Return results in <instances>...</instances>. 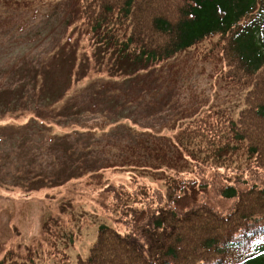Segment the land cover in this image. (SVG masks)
I'll return each instance as SVG.
<instances>
[{
  "label": "trees",
  "instance_id": "16d2710c",
  "mask_svg": "<svg viewBox=\"0 0 264 264\" xmlns=\"http://www.w3.org/2000/svg\"><path fill=\"white\" fill-rule=\"evenodd\" d=\"M62 1L3 0L1 6L35 18ZM67 4L71 9L67 19L70 27L77 28L79 41L84 36L93 40L127 75L152 73L153 67L162 65L159 80L163 90L170 91L202 61L212 65L216 85L245 92L235 117L218 114L211 125L196 119L184 122L203 113L198 109L204 103L193 104L192 95L186 97L182 117L171 119L161 130H137L139 125L132 122V130L127 129L137 135L134 143L115 144L116 154L103 166V159H98L84 168L91 175L113 168L126 183H99L111 196L122 228L101 225L87 256L79 257L77 264H264V0H68ZM72 39L65 35L64 51H71ZM186 55L189 59L179 62ZM53 59L58 58L42 60L15 89L5 88L10 98L0 104L2 116L35 112L38 118L62 119L53 115L52 96L48 100L42 94ZM70 70L76 72L75 63ZM63 75V82L70 83L69 74ZM114 124L104 123L99 129L83 125L88 133L87 138L80 137L81 150H93L96 144L88 138ZM166 131L174 135L167 137ZM50 146L54 158L78 150L74 143L66 153L58 144ZM191 191L195 202L183 205L181 200ZM218 201L228 207L218 208ZM49 255L61 264L69 259L59 250ZM0 264L33 263L7 251L0 254Z\"/></svg>",
  "mask_w": 264,
  "mask_h": 264
},
{
  "label": "rangeland",
  "instance_id": "374dc122",
  "mask_svg": "<svg viewBox=\"0 0 264 264\" xmlns=\"http://www.w3.org/2000/svg\"><path fill=\"white\" fill-rule=\"evenodd\" d=\"M2 1L0 104L10 98L5 88L15 89L20 78L40 67L42 60L57 57L44 75L42 94L48 100L52 96L56 102L53 115L62 119L38 118L35 112L0 114V254L11 251L18 259L33 264H59L49 253L62 250L69 255V264H77L80 253L87 254L96 240L101 225L122 228L103 186L126 183L124 175L113 168L98 175L84 173V168H90L98 159H103V166L116 154L115 144L134 143L137 135L128 130H132V122L141 131L152 127L161 130L171 119L182 117L186 97L192 95L193 104L204 103L198 109L203 113L184 122L196 119L211 125L218 114L235 117L245 92L216 85L212 65L202 61L187 79L165 91L159 80L164 74L158 69L162 65L153 67L152 73L127 75L116 67L112 56L105 57L106 52L94 46L93 40L84 36L79 41L77 28L70 27L67 19L71 14L68 0L50 10L41 8L35 18L26 11L6 10ZM67 34L74 37L71 51H64L62 46ZM188 59L186 55L179 62ZM74 63L76 72L72 73ZM63 74H69L66 78L70 83L63 82ZM53 95L62 98L54 99ZM111 121L115 124L104 125L91 140L88 138L96 144L95 150H81L80 139L87 138L84 135L88 133L83 125L99 129ZM165 135L171 137L174 132L166 131ZM53 143L60 145L64 153L73 143L78 150L72 148L67 157H62L55 149L59 157L54 158ZM194 202L193 192L181 201L183 205ZM217 207L228 204L218 201Z\"/></svg>",
  "mask_w": 264,
  "mask_h": 264
}]
</instances>
